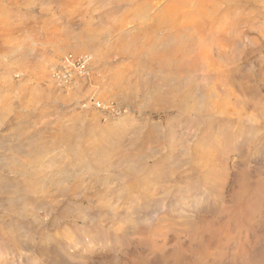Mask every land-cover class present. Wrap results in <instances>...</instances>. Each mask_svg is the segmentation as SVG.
Segmentation results:
<instances>
[{
	"label": "rangeland",
	"instance_id": "obj_1",
	"mask_svg": "<svg viewBox=\"0 0 264 264\" xmlns=\"http://www.w3.org/2000/svg\"><path fill=\"white\" fill-rule=\"evenodd\" d=\"M176 263L264 264V0H0V264Z\"/></svg>",
	"mask_w": 264,
	"mask_h": 264
},
{
	"label": "built area",
	"instance_id": "obj_2",
	"mask_svg": "<svg viewBox=\"0 0 264 264\" xmlns=\"http://www.w3.org/2000/svg\"><path fill=\"white\" fill-rule=\"evenodd\" d=\"M90 61L89 56L73 57L72 55H66L63 57V65L66 67H75L79 71L84 70Z\"/></svg>",
	"mask_w": 264,
	"mask_h": 264
},
{
	"label": "bare ground",
	"instance_id": "obj_3",
	"mask_svg": "<svg viewBox=\"0 0 264 264\" xmlns=\"http://www.w3.org/2000/svg\"><path fill=\"white\" fill-rule=\"evenodd\" d=\"M95 55H96V54H95ZM94 57H95V56H94ZM97 58H98V57H97ZM94 61H95V60H94ZM92 62H93V61H92ZM95 62H96V61H95ZM72 72H74V71H72ZM135 155H136V154H135ZM135 155H134V156H135ZM132 158H133V157H132ZM130 160H131V159H130ZM131 164H132V163H131ZM176 264H177V263H176ZM178 264H180V263H178Z\"/></svg>",
	"mask_w": 264,
	"mask_h": 264
}]
</instances>
